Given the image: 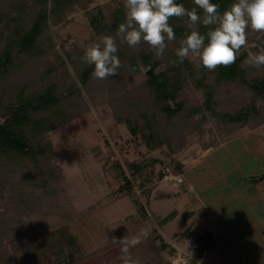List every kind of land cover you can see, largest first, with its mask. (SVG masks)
Masks as SVG:
<instances>
[{"label": "rangeland", "instance_id": "obj_1", "mask_svg": "<svg viewBox=\"0 0 264 264\" xmlns=\"http://www.w3.org/2000/svg\"><path fill=\"white\" fill-rule=\"evenodd\" d=\"M26 2L24 0L23 7L27 13L39 8L36 0ZM10 4V0H0V49L4 35L15 28L12 19L17 14ZM47 5L48 21L40 39L39 53L30 57L23 68L11 73L8 93L2 101L9 102L12 97L13 101L15 94L27 95L44 90L50 84L54 95L62 98L60 108L65 112V123L46 135L47 147L39 157V165L26 164L25 169L22 164L10 162L0 171V264H65L66 261H57L56 251L51 248L47 252L29 254V258L23 255V250L30 245L49 244L53 232L63 226L75 237L80 249L77 256L82 260L86 253L83 247L92 249L97 244L103 246L111 242L116 231L128 228L139 213L145 217L146 212H151L145 191H153L161 184L173 185L177 190L184 184L182 175L171 173L180 168L182 159L188 164L199 160L206 151L230 137L264 125V99L238 80L216 82L214 71L203 68L197 57L186 58L187 62L181 63V89L169 102L174 107L178 103L181 109L167 119L153 105L146 85L147 68L136 56L149 48L143 41L130 47L120 37L113 36L116 42H121L122 50L117 75L106 80L92 76L83 84L80 74L89 66L83 60L84 51L102 37L93 31L90 17L101 10L109 23L118 26L126 22L125 0H81L62 15H52L50 0ZM116 17L119 22H115ZM249 32L247 46L240 51V54L247 53L241 67L249 79L261 78L264 66L253 67L245 61L249 52L255 53L253 48L264 32H253L250 28ZM166 43L162 56L157 57L154 52L160 62L158 72L173 64L171 54L178 48L172 41ZM132 57L136 59L139 72L128 64ZM74 89L80 96L65 95ZM210 90L209 108L206 101ZM244 108L250 113L245 122H230L222 116L240 113ZM127 119L141 130L132 133ZM146 121L148 127L144 126ZM142 130H152L154 144L159 142L161 146L149 149ZM261 131L264 132V128ZM241 148L238 144L229 145L218 154L231 150L243 157L247 150L242 153ZM228 160L232 164L245 159L228 157ZM248 161H244L248 164L246 169H254ZM229 162H224L225 166H229ZM132 163L142 168L139 174L130 168ZM37 167H41V171ZM167 170L170 173L163 180L153 176L150 182L141 185L148 175L159 176ZM263 171L264 166H261L256 172ZM178 176L182 177V183L178 182ZM141 195L143 202L137 197ZM202 241L205 242V238ZM69 252L63 249L66 256Z\"/></svg>", "mask_w": 264, "mask_h": 264}, {"label": "crops", "instance_id": "obj_2", "mask_svg": "<svg viewBox=\"0 0 264 264\" xmlns=\"http://www.w3.org/2000/svg\"><path fill=\"white\" fill-rule=\"evenodd\" d=\"M263 128L230 137L189 164L182 159L180 168L171 172L185 179L179 189L161 184L145 191L151 212L145 217L139 213L128 228L116 231L117 239L140 236L142 229L149 233L127 255L139 264H164L169 249L178 248L202 264H264V178L259 179L264 171L256 172L264 166ZM235 144L247 154L241 157L231 150L218 154ZM228 157L249 160L255 168L248 170V164L239 160L232 165ZM162 175L148 178L163 180L166 174ZM143 195L137 196L141 202ZM200 236H205V242H199ZM98 245L83 247L85 258L75 264H122L123 243L112 239Z\"/></svg>", "mask_w": 264, "mask_h": 264}, {"label": "trees", "instance_id": "obj_3", "mask_svg": "<svg viewBox=\"0 0 264 264\" xmlns=\"http://www.w3.org/2000/svg\"><path fill=\"white\" fill-rule=\"evenodd\" d=\"M10 1L11 10H14L17 16L12 19L15 28L11 33L8 32L7 35H4V44L0 49V171L9 166L10 162L17 165L22 164L25 169L26 164L37 165L39 157L44 155L47 147L46 135L65 123V112L60 108L62 98H60L59 95H54V88L51 87L50 84L47 85L44 90L31 92L27 95L23 93L15 94L13 101V97L9 102L4 103L2 101L3 96L8 93V79L11 73L17 68H23L24 63L29 61L30 57L39 53L40 39L44 34L48 21V0H36L39 4V8L33 13H27L26 10H24V0ZM29 1L33 2V0H27L26 3L30 4L28 3ZM80 1L81 0H50V10L52 15H62L70 6L80 3ZM176 2L183 4L185 8L189 10L195 7L193 0H176ZM211 2L219 5V12L222 14L235 3L236 0H211ZM197 12L201 16V22L196 25V27L201 34H206L208 28L202 24L203 12L199 8H197ZM115 22H119L117 17ZM89 23L95 34L99 36H116L118 26L109 23L101 10H98L90 17ZM169 23L173 27L176 35V39L172 42L179 47V41L191 31L189 28V21L187 17H173L170 19ZM249 35L251 34L248 29V37ZM120 43V41L117 42L118 51L115 53L117 56L122 53L119 46L121 45ZM262 49H264V36L257 42L253 51L258 53ZM136 56L147 68L145 73L146 85L152 94L153 105L167 116V119L173 118L174 115L180 111L181 106L176 103V107H174L169 102L175 99L176 94L181 89V71L183 70V65L177 62L178 58L174 53V55L171 54V58L174 61L173 64L169 65L166 70L158 72L157 69L160 66V62L156 59L153 50L148 48V50L140 51ZM246 56L247 53L238 55L235 63L231 66H218L214 71L215 80L218 83L238 80L244 86L253 90L257 96L264 99V75L261 78L253 79H249L246 76L245 70L241 67V63ZM135 60L132 57L128 64L131 68L133 67L135 72H139ZM183 62L187 61L184 60ZM93 70V66L89 65L80 74V79L83 84L87 83L92 77ZM193 72L191 73L192 75H194ZM202 76L204 77V74L201 72V77ZM9 94L13 93L9 92ZM207 94L206 102L209 107L212 102V91L210 90ZM65 95L78 97L80 93L78 90H75L73 92L69 91L65 93ZM248 108L241 109L239 111L240 113L233 115L224 114L222 116L230 122H245L250 115ZM127 123L132 133L136 134L141 130V128L135 125L130 119H127ZM144 126L148 127L147 121L144 123ZM142 136L149 149L153 150L161 146L159 142L158 144H154L153 141L155 137L152 130L150 132H147V130H145V132L143 131ZM37 168L39 171L42 169L41 167ZM130 168L138 174L142 171V168L140 169L137 167L135 163L130 164ZM41 173L45 172L42 171ZM162 176L161 174L160 177ZM148 177L141 182L142 186L152 180L150 178L148 179ZM263 178L264 175L259 179ZM52 238L49 244L38 242L24 249V257L29 258V254L36 255L40 252H47L51 248L53 251H56L54 253H56L55 256L58 262L62 260L66 261L65 264H75L79 261L80 257L77 256V253L80 249H78L77 241L67 226L55 230ZM204 238L205 236H200L199 242ZM65 248L70 251L68 256L63 253V249ZM162 248L167 247L162 245Z\"/></svg>", "mask_w": 264, "mask_h": 264}, {"label": "clouds", "instance_id": "obj_4", "mask_svg": "<svg viewBox=\"0 0 264 264\" xmlns=\"http://www.w3.org/2000/svg\"><path fill=\"white\" fill-rule=\"evenodd\" d=\"M193 4L195 7L189 10L176 0H125L126 22L118 25L116 36L130 47L143 41L160 57L167 46L166 41L176 39L170 19L187 17L191 31L175 52L177 62L197 57L200 65L211 72L218 66L228 67L235 63L241 49L247 46L249 28L253 32H264V0H236L222 14L219 5L211 0H193ZM197 8L203 12L202 24L208 28L206 34H201L196 27L201 22ZM117 51L116 38L111 35L100 37L99 42L85 49L83 60L93 66V77L106 80L117 75L121 66L115 55ZM245 63L257 68L264 66V49L258 53L249 52ZM148 235V231L142 229L140 236L112 238L124 244L122 264H139L127 253L142 242L141 237L147 239Z\"/></svg>", "mask_w": 264, "mask_h": 264}, {"label": "built area", "instance_id": "obj_5", "mask_svg": "<svg viewBox=\"0 0 264 264\" xmlns=\"http://www.w3.org/2000/svg\"><path fill=\"white\" fill-rule=\"evenodd\" d=\"M168 172L169 170H167L166 175L168 174ZM180 176L176 178L179 183H182V177ZM146 188H149L148 185ZM164 264H202V263L197 257H194L193 255L185 253L178 248H170L169 252H167V256L164 259Z\"/></svg>", "mask_w": 264, "mask_h": 264}]
</instances>
